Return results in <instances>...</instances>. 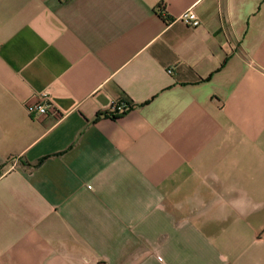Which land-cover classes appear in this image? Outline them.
<instances>
[{
  "label": "crops",
  "instance_id": "crops-1",
  "mask_svg": "<svg viewBox=\"0 0 264 264\" xmlns=\"http://www.w3.org/2000/svg\"><path fill=\"white\" fill-rule=\"evenodd\" d=\"M0 264H264V0H0Z\"/></svg>",
  "mask_w": 264,
  "mask_h": 264
},
{
  "label": "built area",
  "instance_id": "built-area-1",
  "mask_svg": "<svg viewBox=\"0 0 264 264\" xmlns=\"http://www.w3.org/2000/svg\"><path fill=\"white\" fill-rule=\"evenodd\" d=\"M160 14L163 15V10L158 9ZM179 21L189 26L195 27L199 25V19L192 9L186 10L181 13L178 18ZM52 89L50 87L38 92L34 95L32 100L25 104L26 111L29 115H43L48 112L57 114V110L51 101ZM121 107V106H120ZM118 107V109L120 108ZM123 107V106H122Z\"/></svg>",
  "mask_w": 264,
  "mask_h": 264
},
{
  "label": "trees",
  "instance_id": "trees-1",
  "mask_svg": "<svg viewBox=\"0 0 264 264\" xmlns=\"http://www.w3.org/2000/svg\"><path fill=\"white\" fill-rule=\"evenodd\" d=\"M159 9H160V8H159ZM158 11H159V10H158ZM159 12H160V11H159ZM117 113H118V110H117L116 108H115L114 110L108 112V114H111V116H113V117H115ZM100 114H104V115H106L107 113L104 112V113H100Z\"/></svg>",
  "mask_w": 264,
  "mask_h": 264
}]
</instances>
